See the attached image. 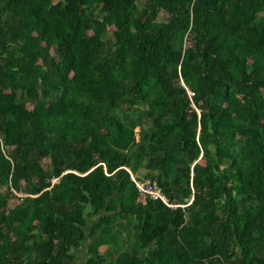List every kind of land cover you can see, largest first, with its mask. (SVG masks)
<instances>
[{"label": "trees", "instance_id": "16d2710c", "mask_svg": "<svg viewBox=\"0 0 264 264\" xmlns=\"http://www.w3.org/2000/svg\"><path fill=\"white\" fill-rule=\"evenodd\" d=\"M78 248L264 264V0H0V264Z\"/></svg>", "mask_w": 264, "mask_h": 264}, {"label": "built area", "instance_id": "2783aa9c", "mask_svg": "<svg viewBox=\"0 0 264 264\" xmlns=\"http://www.w3.org/2000/svg\"><path fill=\"white\" fill-rule=\"evenodd\" d=\"M134 181L135 186L137 187L139 193L146 194L152 199H158L163 204L170 208H175L176 206H181L178 204H174L169 201L168 197L165 193L162 192L160 186L154 180H139L136 179L133 175L131 176Z\"/></svg>", "mask_w": 264, "mask_h": 264}, {"label": "rangeland", "instance_id": "374dc122", "mask_svg": "<svg viewBox=\"0 0 264 264\" xmlns=\"http://www.w3.org/2000/svg\"><path fill=\"white\" fill-rule=\"evenodd\" d=\"M77 256V264H81L85 258V250L84 248H78L75 250Z\"/></svg>", "mask_w": 264, "mask_h": 264}]
</instances>
